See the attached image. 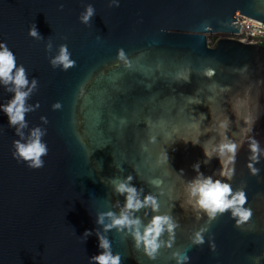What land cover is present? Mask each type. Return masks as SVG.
Wrapping results in <instances>:
<instances>
[{
    "label": "water",
    "instance_id": "95a60500",
    "mask_svg": "<svg viewBox=\"0 0 264 264\" xmlns=\"http://www.w3.org/2000/svg\"><path fill=\"white\" fill-rule=\"evenodd\" d=\"M242 17L264 22V0H0V43L29 82L23 127L0 110V264H98L101 237L120 264H264V43L207 38ZM35 129L40 167L15 155ZM208 177L245 193L248 221L195 205ZM121 182L157 207L126 210ZM125 211L141 234L170 217L153 255L136 226L106 227Z\"/></svg>",
    "mask_w": 264,
    "mask_h": 264
},
{
    "label": "clouds",
    "instance_id": "9594fccd",
    "mask_svg": "<svg viewBox=\"0 0 264 264\" xmlns=\"http://www.w3.org/2000/svg\"><path fill=\"white\" fill-rule=\"evenodd\" d=\"M92 15L93 9L92 7H88L85 14L82 16V20L87 22ZM30 34L37 36L38 32L36 29H31ZM119 56L121 59L124 58L123 51L119 53ZM52 63L53 65L62 64L64 68L72 66L73 61L70 60L66 47L61 48L60 54L52 61ZM13 69H15V72H13ZM0 83H3L4 85L11 83L14 86L9 89L14 92L12 99L7 104L0 105V110H3L8 116L11 125L19 124L23 127L24 114L28 110L25 107V100L29 95V92L24 91L23 89L29 82L26 78L24 68L22 66L16 67L14 54L2 43H0ZM32 85L33 87L35 86V80H33ZM41 135L42 132L39 129H35L32 132L33 139L29 142H16L17 152L15 155L29 161L30 167H40L43 164L41 157L46 154L47 148L46 145L41 142ZM232 150H235V145L232 146ZM253 150H255V145L253 146ZM253 159H255V157H253ZM194 167H198V165H194ZM249 167H251V165H249ZM252 172L255 174L257 169L252 168ZM221 175H228V173L222 171ZM128 180H131V177H128ZM116 189L121 193H127L125 205L126 210L139 209L148 204H151L153 208L157 207L156 201L152 196L145 197L142 202L137 198L136 189L124 182L117 184ZM191 195L196 198L194 202L195 205L205 210L209 217H214L218 212L223 213L228 209H232V215L234 217H239V219H237V224H241L248 221L252 216L251 209H245L242 207L247 201L245 193L241 190L233 194L230 185L222 183L220 180L213 181L211 177L198 180L192 186ZM108 215L112 216V213H108ZM98 222L103 223V217H100ZM139 224L140 221L138 219L130 218L127 211H125L120 217L114 218L112 223L106 227L136 226L137 230L134 235L137 241V246L143 242L145 249L150 256L153 255L159 247L157 238L162 231H164V227L167 226V230L170 233L174 228V224L168 216H154L150 224L144 229L143 234L139 231ZM195 242L203 243V238L198 234ZM100 247L105 249V252L93 258L98 264H120V256L111 253L109 250V241L104 237L100 238ZM183 259L186 260L187 256L183 257Z\"/></svg>",
    "mask_w": 264,
    "mask_h": 264
},
{
    "label": "rangeland",
    "instance_id": "374dc122",
    "mask_svg": "<svg viewBox=\"0 0 264 264\" xmlns=\"http://www.w3.org/2000/svg\"><path fill=\"white\" fill-rule=\"evenodd\" d=\"M250 24H252L251 22H249ZM242 28H245L244 26H242ZM245 30V29H244ZM254 30V29H253ZM242 32V31H241ZM249 30H245L244 34H231V33H226V34H208L207 38H208V42L209 45L212 47H215L218 43V41L224 37V35L229 36V37H236V38H240L241 40H245V41H254V42H260V43H264V36L263 37H254L253 36V32Z\"/></svg>",
    "mask_w": 264,
    "mask_h": 264
},
{
    "label": "built area",
    "instance_id": "2783aa9c",
    "mask_svg": "<svg viewBox=\"0 0 264 264\" xmlns=\"http://www.w3.org/2000/svg\"><path fill=\"white\" fill-rule=\"evenodd\" d=\"M242 18H244V19H242V26H243V22L245 23L244 24V27L246 26L247 27V29L246 30H249V31H252L253 29H255V30H257V31H260L261 30V25H260V23H262V22H260V21H255V22H251L252 24H250V23H248V25L246 24V21H249V20H251V19H249V18H245V17H242ZM263 32H264V29L262 30ZM245 32V30H244V28H242V33L241 34H243ZM253 32V31H252Z\"/></svg>",
    "mask_w": 264,
    "mask_h": 264
},
{
    "label": "bare ground",
    "instance_id": "6f19581e",
    "mask_svg": "<svg viewBox=\"0 0 264 264\" xmlns=\"http://www.w3.org/2000/svg\"><path fill=\"white\" fill-rule=\"evenodd\" d=\"M242 19H244V18H241V22H242ZM252 21L255 22V20L251 19V20H249V21H246V24L248 25V23H249V22H252ZM256 22H257V20H256ZM256 22H255V23H256ZM244 24H245V23L243 22V26H244ZM260 25H261V27H262L260 31H257V30L254 29V30H252L253 33L251 32V33L253 34L254 37H263V36H264V32L262 31V30L264 29V22L260 23ZM244 29L246 30L247 27L245 26ZM243 34H244V33H243Z\"/></svg>",
    "mask_w": 264,
    "mask_h": 264
}]
</instances>
